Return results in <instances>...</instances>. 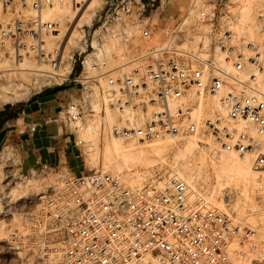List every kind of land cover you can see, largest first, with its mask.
<instances>
[{
  "label": "built area",
  "instance_id": "1",
  "mask_svg": "<svg viewBox=\"0 0 264 264\" xmlns=\"http://www.w3.org/2000/svg\"><path fill=\"white\" fill-rule=\"evenodd\" d=\"M163 1L105 0L83 26L73 73L76 60H63L68 38L42 13L75 0H0V61L49 65L48 77L66 91L53 120L77 148L84 130L98 118L104 127L101 118L113 113L107 132L115 139H191L212 158L222 150L247 157L264 175V41L260 48L238 35L229 0H187L182 15L161 25L154 12ZM104 33L122 37L131 58L110 67ZM37 171L58 177L28 210V243L44 255L57 249L55 264H242L246 244L250 262L264 260L250 242L254 231L177 176L132 187L99 169L73 174L43 164L30 173Z\"/></svg>",
  "mask_w": 264,
  "mask_h": 264
},
{
  "label": "rangeland",
  "instance_id": "2",
  "mask_svg": "<svg viewBox=\"0 0 264 264\" xmlns=\"http://www.w3.org/2000/svg\"><path fill=\"white\" fill-rule=\"evenodd\" d=\"M92 1L75 0L72 3L55 4L44 14L45 17L59 22L62 33L65 34L64 41L68 38L67 43H62L63 60L65 65L72 61V58L76 60L73 73L77 71L78 52L84 48L81 42L83 26L87 30L86 25L92 23L95 15L105 4L103 0L88 23L87 18L90 17L88 13L93 10L94 3H96ZM187 7V0H165L154 15L162 25L168 18H177L182 15ZM225 7L234 18L233 28L238 35L246 36L262 48V43L259 42L264 41V0H229ZM160 16H163V19ZM160 33H163L161 29ZM102 42V49L107 54H115L114 57H108L110 67L120 65L131 58L132 49L127 48L123 38L117 34L105 35L104 33ZM130 42L138 43L136 39H131ZM88 51H90L89 46L85 52H81L80 57L85 56ZM50 70L49 65L39 66L34 59H24L15 65L0 61V109L7 106H18L57 88L56 83L59 79L48 77ZM100 83L102 89H105L103 79H100ZM113 119L114 114L109 113L105 118H101L105 122L104 127L99 125L98 118L94 125H90V128L82 132L81 136L85 142L78 145V152L85 171L99 169L117 174L122 181L132 187L160 180L164 182L177 176L186 181L192 189L199 191L210 207L232 213L236 222L254 231L250 242L256 246L257 250L264 249V175L259 176L254 172L253 177L251 174L247 175L246 171L244 173V170H240L229 176V179H225L229 172L225 173L222 170L221 163L225 159L223 157L228 156L225 155L227 153L229 160L235 158L230 157L234 155L222 150L220 155L212 158L207 147H198L196 143L188 155L180 158L179 156L184 152V146L191 139L183 142L164 139L150 144H141L135 140L115 139L107 132V125L112 123ZM114 140H118L121 144L119 154H114L111 161L109 159L106 161L103 147L107 142L111 143ZM91 142H94L93 145ZM155 144L162 146L158 154L150 152L142 154L137 151L138 148L148 149ZM94 145L98 149L96 154L93 153ZM123 151L132 152L124 153ZM91 155H94L96 161L91 158ZM17 161L10 147L4 145L0 148V250L2 261L4 264H55L60 256L57 249H52L49 255H44L39 248L28 243L27 234L28 210L35 209L38 204V194L50 186L58 174L50 171L23 174L17 168ZM250 248L249 244L244 246L243 249L247 256L240 263L264 264V260L260 263L250 262L252 258L249 253Z\"/></svg>",
  "mask_w": 264,
  "mask_h": 264
},
{
  "label": "crops",
  "instance_id": "3",
  "mask_svg": "<svg viewBox=\"0 0 264 264\" xmlns=\"http://www.w3.org/2000/svg\"><path fill=\"white\" fill-rule=\"evenodd\" d=\"M64 94L62 88L51 90L18 106L0 109V148H11L21 173L28 174L43 164L66 166L73 174L85 171L72 138L53 120ZM32 125L34 130L29 128Z\"/></svg>",
  "mask_w": 264,
  "mask_h": 264
},
{
  "label": "bare ground",
  "instance_id": "4",
  "mask_svg": "<svg viewBox=\"0 0 264 264\" xmlns=\"http://www.w3.org/2000/svg\"><path fill=\"white\" fill-rule=\"evenodd\" d=\"M93 1H96V3H94L95 5H94V8H93V10H91V12H89L88 14H90V17H89V19L87 18V20H88V23L90 22V18L92 17V15L95 13V11H96V8H98V7H100V5L102 4V2H103V0H93ZM92 1V2H93ZM92 5V4H91ZM50 8V7H49ZM48 8V9H49ZM48 9H46V10H48ZM46 10L42 13V16L44 17V18H48V17H45V12H46ZM48 19H51V18H48ZM52 20V19H51ZM39 70H42V69H40L39 68ZM26 90V89H25ZM23 92H24V90H23ZM96 127V126H95ZM88 128H90V127H88ZM92 128V127H91ZM89 130V129H88ZM87 130V131H88ZM91 130H93V129H91ZM89 132V131H88ZM93 132V131H92ZM93 134H94V132H93ZM96 134V133H95ZM98 134V133H97ZM89 135V134H88ZM93 138V137H92ZM92 140V139H91ZM118 140H114V141H112L111 143H106V145L103 147L104 148V158L106 159V161L109 159V161H111V158L112 157H114L113 155L114 154H116V153H118L119 154V149H120V147H121V144L119 143V141L117 142ZM92 143H94V142H91V144ZM131 143V142H130ZM194 144H195V141L194 140H189V141H187V144L184 146V152L181 154V156H179L180 158L182 157V156H186V155H188L191 151H192V148H193V146H194ZM93 145V144H92ZM124 145V144H123ZM127 145V144H126ZM94 147V154H96L97 153V151H98V149H97V146L96 145H94L93 146ZM162 146H160V145H157V144H155L154 146H151V148H149L148 147V149H146V148H138L137 149V151H138V153H142V154H144V153H160L161 151L160 150H162V148H161ZM161 148V149H160ZM135 149V148H134ZM89 150V149H88ZM131 150V149H130ZM133 151V150H132ZM132 151H123L124 153H131ZM223 154V153H222ZM225 154V153H224ZM223 154V155H224ZM220 155V154H219ZM225 155H228L229 156V154H225ZM228 156H226V157H223V158H225L223 161H222V163H221V166L223 167V169L222 170H224V172L226 173V171L227 172H229V175H228V177L227 178H225V179H229L230 177L229 176H232L233 174H236L237 172H239L240 170H244V173H245V171H246V173H247V175H249V174H251V176H253L252 174H254V172L250 169V167H249V164H248V158L247 157H244V158H242V157H237V156H231L230 155V157H235V158H237V159H239V160H241V161H239V160H236L235 158H230L229 160L227 159V157ZM91 158H93L94 160H95V158H94V155H91ZM104 159V160H105ZM227 159V160H226ZM221 160V159H220ZM96 161V160H95ZM104 163V162H103ZM106 163V162H105ZM105 165V164H104ZM239 174V173H238ZM244 175H246V174H244ZM236 176V175H235ZM234 176V177H235ZM255 176V175H254ZM253 176V177H254ZM231 180H232V178H231ZM249 180V179H248ZM248 180H247V182H248ZM219 181V180H218ZM222 181H223V179H222ZM253 182V181H252ZM259 182V181H258ZM220 184H221V182H220Z\"/></svg>",
  "mask_w": 264,
  "mask_h": 264
},
{
  "label": "trees",
  "instance_id": "5",
  "mask_svg": "<svg viewBox=\"0 0 264 264\" xmlns=\"http://www.w3.org/2000/svg\"><path fill=\"white\" fill-rule=\"evenodd\" d=\"M60 88H61V87H57V88L53 89V91H54V90H58V89H60Z\"/></svg>",
  "mask_w": 264,
  "mask_h": 264
}]
</instances>
